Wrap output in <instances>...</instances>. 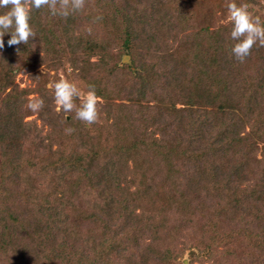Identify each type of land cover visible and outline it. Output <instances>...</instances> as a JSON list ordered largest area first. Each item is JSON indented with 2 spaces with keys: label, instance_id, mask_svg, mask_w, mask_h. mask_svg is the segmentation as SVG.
<instances>
[{
  "label": "rangeland",
  "instance_id": "obj_1",
  "mask_svg": "<svg viewBox=\"0 0 264 264\" xmlns=\"http://www.w3.org/2000/svg\"><path fill=\"white\" fill-rule=\"evenodd\" d=\"M23 11L28 15L20 26L35 43L31 54L41 62L22 67L15 84L28 91L23 123H35L43 141L7 143L14 149L6 161L0 149V165L5 162L0 212L25 215L38 194V200L40 195L63 204L66 218L59 235L65 252L72 241L74 251L98 239L103 230L96 228L93 215L97 203L104 204L96 182L84 175L60 181L50 168V162L61 159L58 151L68 154L75 144L84 155L106 156V151L116 161L124 190L112 191L110 198L122 197L144 209L160 246L184 253L179 263L264 264V249L254 238L260 235L264 241V205L254 211L252 198L246 199L247 208L237 211L224 194L204 186L201 171L195 167L193 172L182 154L206 152L191 131H223L232 125L247 139L250 149H238L245 152L249 178H254L237 195L244 199L259 188L254 185L264 171V0H28ZM129 25L130 50L125 44ZM48 29L56 40L41 35ZM43 90L50 94L49 126L39 113ZM189 119L198 122L194 130ZM121 131L141 144L139 151L142 143L163 140L164 132L175 150L173 159L165 165L147 151L120 162L110 150ZM176 131L183 132V141ZM241 213L251 218L242 219ZM247 221L253 235L244 237ZM203 247L210 254L202 255ZM34 250L35 264L49 263L47 252Z\"/></svg>",
  "mask_w": 264,
  "mask_h": 264
},
{
  "label": "trees",
  "instance_id": "obj_2",
  "mask_svg": "<svg viewBox=\"0 0 264 264\" xmlns=\"http://www.w3.org/2000/svg\"><path fill=\"white\" fill-rule=\"evenodd\" d=\"M27 1L0 0V97L2 98L0 105V149L3 159L1 161L9 159L11 148L14 149L12 146H7V143L32 140L35 144V141H43L39 137L41 129L35 123H23V109L28 91L20 90L15 84V78L22 67L30 66L31 61L38 64L41 62L37 53L31 54L35 43L27 36V30L20 26L23 19L28 15V13L24 14L25 11H23ZM29 1L32 2V0ZM38 1L46 3L48 0ZM17 17L20 22L18 21L16 25ZM127 28L125 44L129 49L130 45L128 44L132 42V27L129 25ZM41 35L50 38L52 41L57 38L51 29L42 32ZM137 71L141 72L142 70L137 68ZM7 91L9 92L7 93ZM49 96L50 94L44 90L40 92L39 113L44 125L49 124V122L47 123L49 116L48 103L46 102ZM188 121L191 130H194L196 126L198 127V122L196 124L192 119ZM204 124L210 128L215 126V124L212 125V122L207 123V121ZM204 124L203 126H205ZM232 129L233 126L231 125L223 131L190 130L189 134L194 133L192 136L203 142L206 152L201 153L192 150L191 154H182L193 167V172H195V167L197 171H201V180H204V186L224 194L230 200L229 204H233L232 206L237 211L246 209L244 200L251 198L253 204L256 205V209L253 210L259 211V208L264 205V171L260 175V179L256 181L258 184L255 183L254 185L259 186L258 189L252 188L253 190L248 195H243L244 199L237 195L240 187L253 182L254 178H249V175L253 176V174L245 161V152L238 149V146L248 149L249 146L244 144L247 139L241 138L239 131ZM170 133L173 135L174 131H170ZM123 134L125 131H121L120 135L114 137L115 145L110 150L112 157L119 159L122 163L125 159L130 160L132 156H135L134 159L137 160L141 154L147 151H152L154 158L162 160L165 165H168L167 162L174 157L175 150L164 139L166 136L164 132L163 140H158V143L152 145L142 143V151L137 149L141 144L138 145L134 140H131L130 135ZM175 135L179 142L184 140L183 132L176 131ZM133 138L136 137L133 136ZM71 146L67 149L68 154L62 151L57 152L56 155H59L61 159H56L58 163L50 162V168L54 167V174L59 176L60 181H64L65 178L71 180L84 175L83 178L89 177L96 182L95 186L99 188L96 190L103 194L98 195V197L102 199L100 201L104 205L100 206L96 202L99 211L93 215V218L97 223L96 228L103 230L102 235L95 241L88 242L85 247L81 249L77 247L78 249H74V251L72 248L74 241H72L70 252H65L67 248H64L63 245H66V242H63L65 240L60 239L63 237L59 235L60 228L64 225L66 218L62 212L64 211L63 204L57 205L55 201L51 203L48 199H41L40 195V200H38L36 199L37 194L33 199L31 209L25 215L14 214L10 210L0 212V264H35L39 261L34 249L37 251L39 249L41 253L47 252L50 255V258L47 257L48 264L57 260H60L58 261L60 264H181L179 262H181L184 253H175L172 248L160 246L158 239L153 237L156 231L153 228V223L143 212L144 209L142 211V209L138 210L132 207L134 201L128 202L122 197L121 199L110 198L112 191L122 194L124 190L122 187L124 183L121 181V174L116 161L109 158L106 151L103 153L106 156H101V152H95L89 156L79 152L81 146L75 144ZM206 153L211 155L212 162ZM4 164L5 162L0 165V169ZM20 168L21 165L18 164L15 171H19ZM39 173L49 177L48 171L40 167ZM3 179L2 176L1 180ZM245 189L240 191L246 192ZM184 206L186 208V205ZM241 214L242 219L258 217L257 212H253L251 217L247 214ZM5 215L7 217H4ZM250 228L253 226L249 225L248 221L243 224L241 230H243L244 237H247L245 233L250 236L253 235L252 231H248ZM254 238H256L258 246L264 249L263 237L255 235ZM46 246L49 251L45 250ZM196 251H201V249L197 248ZM201 253L204 256L210 254L207 247H203ZM28 256L34 260H28ZM261 258L264 262V254H261Z\"/></svg>",
  "mask_w": 264,
  "mask_h": 264
}]
</instances>
